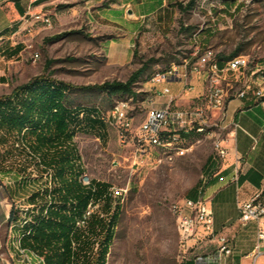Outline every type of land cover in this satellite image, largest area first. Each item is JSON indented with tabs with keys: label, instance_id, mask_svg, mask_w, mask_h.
I'll return each instance as SVG.
<instances>
[{
	"label": "rangeland",
	"instance_id": "374dc122",
	"mask_svg": "<svg viewBox=\"0 0 264 264\" xmlns=\"http://www.w3.org/2000/svg\"><path fill=\"white\" fill-rule=\"evenodd\" d=\"M19 1L24 15H19L11 0H0V45L12 35L13 28L20 26L8 42L24 48L8 63V59L0 56V98L43 78L68 87L70 106L94 108L100 111V117L103 113L109 120L115 104L125 101L132 128L124 140L120 138V130L111 125L98 136L88 129L81 130L74 139L85 173L82 183L95 180L114 190L124 188L118 191L122 194L118 200L120 215L106 264H181L182 235L171 208L179 200L197 195L195 191L202 177L209 173V157L214 155L218 130L212 137L188 136L185 141H192L191 144L205 139L185 154H175L173 145L165 146L166 155H162L160 165L136 168L137 129L149 109L163 107L167 101L155 94L156 88L149 82L183 60H196L197 52L205 48H212L221 60L239 50L238 55L247 57L253 70L248 78L264 79V0H163V6L160 0H42L35 4ZM143 11L146 15L137 22L139 32L132 36L129 55L114 62L109 60L108 43L123 44L128 39L125 34L135 27V16ZM6 27L12 32L5 33ZM184 28L192 30L187 33L182 31ZM150 60L154 62L149 63L145 74L134 84L137 100L108 99L98 90H83L105 82L124 83L142 63ZM169 87L175 90L180 86L171 83ZM189 97L177 98L174 107L187 106L192 98ZM15 143L0 147V157L4 154L7 166L29 156L16 148ZM28 169L23 177L42 175L34 165ZM14 180L2 177L0 181V187L14 200L8 203L13 204L22 198ZM38 187L31 181L23 205H38L36 201L27 202ZM13 225L1 214L0 247L2 244L6 256L11 249L8 235L16 233ZM215 248V244L204 240L190 252L205 254Z\"/></svg>",
	"mask_w": 264,
	"mask_h": 264
},
{
	"label": "trees",
	"instance_id": "16d2710c",
	"mask_svg": "<svg viewBox=\"0 0 264 264\" xmlns=\"http://www.w3.org/2000/svg\"><path fill=\"white\" fill-rule=\"evenodd\" d=\"M11 1L19 15H23L25 11L20 1ZM162 1H159L160 5ZM177 7L183 12L186 9L181 4H177ZM191 30L192 28H184L182 31L188 33ZM21 50L22 45H17L8 55L12 57ZM238 52L236 50L222 60L236 57ZM152 62L154 61L142 63L124 83L105 82L85 87L83 90H98L108 99L137 100L134 84L145 74ZM158 75L160 74L155 76ZM68 91V87L61 83L37 78L16 89L10 96L0 98V147L13 145L21 140L32 154V158L23 156L22 160L12 166H7V159L1 154L0 173L4 175L3 178H14L16 187L23 193L29 192L31 181L36 185H43L27 198V202H38L37 211L32 213V221L24 223L22 228L15 227V231L20 230L22 247L42 256L46 264H68L75 238L77 249L90 253L82 264H106L119 220L120 204L112 200L110 185L95 180H90L88 186L82 183L81 177L85 173L74 142L81 130L88 129L96 132L98 136L106 125L100 119V111L70 106ZM31 165L42 175L46 169L52 171L50 186L47 180L42 182L41 176L23 177ZM206 176L210 177L209 173ZM211 181L212 179L208 186ZM195 197L194 194L189 196L192 199ZM93 200L102 203L103 217L93 214L84 231L76 223L86 214ZM9 220L10 223L16 221L13 209L10 211ZM96 245L97 252H94ZM183 263L193 264L191 260Z\"/></svg>",
	"mask_w": 264,
	"mask_h": 264
},
{
	"label": "built area",
	"instance_id": "2783aa9c",
	"mask_svg": "<svg viewBox=\"0 0 264 264\" xmlns=\"http://www.w3.org/2000/svg\"><path fill=\"white\" fill-rule=\"evenodd\" d=\"M41 0H29L31 4ZM262 66V65H261ZM157 67V66H156ZM264 70V66H262ZM253 71L250 63H241V55L221 60L218 55L213 54L212 48H205L197 52L196 60H190L181 67H171V71L163 76L155 78L149 83L154 86L155 94L166 97L167 101L163 107L148 110L144 121L139 125L135 134V162L136 168L160 165L165 154V145L175 146V154L189 152L193 145L202 142L179 141V133H190L201 126H214L218 130L217 147L214 151L216 160L223 161L228 155V149L224 144L225 137H234L235 132L240 129L237 122L228 121L227 108L231 101L243 99L249 93L260 100L264 105V90L258 88V84L247 83V76ZM264 78V77H262ZM195 81H201V90H197ZM178 82L180 89L178 94L173 95L169 84ZM195 94L185 107L175 108L174 104L179 97H189ZM109 118L102 113L100 119L105 125L115 126L120 130V138L124 140L126 133L132 128V121L127 115V105L124 111L111 114ZM255 142V139L253 140ZM175 156H167L172 158ZM42 179L46 176L40 175ZM211 176H203L196 190V197L184 198L175 204L174 214L182 231V250L179 255L181 263L192 261L193 264H232L234 249L227 236L216 235L214 232V217L211 207V199L207 195L208 182ZM40 187V185H39ZM118 191H124L123 187H115L112 195L114 203L118 201ZM128 195V194H126ZM102 203L93 200L90 204V212L83 219V227L86 222ZM14 210L16 219H23V197L10 203L6 212L9 219L10 211ZM239 222L246 226L249 223L256 224L257 242L253 256V264L264 249V197L258 192L246 201L237 202ZM204 240L215 244L216 248L205 254H192L190 250ZM73 240V246L75 243ZM0 247V264H5V256ZM8 257V256H6ZM74 258H72L73 260ZM71 261L68 262L70 264ZM12 264H20L13 263Z\"/></svg>",
	"mask_w": 264,
	"mask_h": 264
},
{
	"label": "crops",
	"instance_id": "0c3cea01",
	"mask_svg": "<svg viewBox=\"0 0 264 264\" xmlns=\"http://www.w3.org/2000/svg\"><path fill=\"white\" fill-rule=\"evenodd\" d=\"M160 6H163V4ZM145 15L146 12L143 11L142 14L138 13L135 16V20H133L136 21L135 27L131 32L125 34L128 39H125L126 41L123 44H120L119 41L108 43L109 54L107 57L109 60L114 62L115 60H121L125 55H129L132 36L137 31L139 32L137 22ZM19 28L20 26L14 30L12 35L5 37L4 44L0 45V56H2V59H8L7 63L10 62V59L17 58L24 49L22 47V50L12 57L8 55V53L15 50L17 45H21H13L8 42L18 33ZM9 29V27H6L3 28V31L9 34L11 32ZM120 46L123 48L121 49ZM174 83L180 86L178 82ZM252 83L259 84L260 80L252 81ZM195 86L197 90H201V81H195ZM180 87L171 90L173 95L178 94ZM190 97H195V94H191ZM227 113L228 121L230 123L237 122L240 129L235 132L234 137H225L224 144L228 149V155L223 161L216 160L214 155L209 157L208 167L212 181L206 193L211 199L214 232L216 235L227 236L234 249V257L231 263L253 264L257 242V227L254 223H249L246 226L240 224L237 202L246 201L258 192L262 193V197H264V105L251 92L241 100L231 101ZM201 143H196V145ZM28 170L30 171L31 168ZM3 176L0 173V181ZM19 195L24 197L25 193L19 192ZM9 201H14L12 195L0 187V216L3 213L6 214L10 204ZM9 246L12 248L10 242ZM8 251L9 256L5 258V264H11L12 260L13 263H16V255L13 253V249ZM1 252L6 255L3 250ZM10 258L12 259L10 260ZM255 264H264V249H261V254L256 259Z\"/></svg>",
	"mask_w": 264,
	"mask_h": 264
},
{
	"label": "bare ground",
	"instance_id": "6f19581e",
	"mask_svg": "<svg viewBox=\"0 0 264 264\" xmlns=\"http://www.w3.org/2000/svg\"><path fill=\"white\" fill-rule=\"evenodd\" d=\"M44 19H46V18H44ZM40 22H41V20H40ZM213 54L217 55V53L214 50H213ZM189 61H190V59L189 60H183L180 63V65L173 66V67H181V66H183V64H186ZM241 63H249L248 58L245 56H241ZM169 71H171V68L166 70L162 75L153 76L150 81H155V78H157L159 76H163L166 73H168ZM247 83H252L251 79H249L248 76H247ZM258 88L264 90V79L260 80V83L258 84ZM124 105H127V103L125 101L117 102L115 104V106L112 108V114H117L118 112L124 111ZM215 131L216 130H215L214 126H201L199 129H194L190 133H179V141H185L186 138L188 136H191L192 134L209 135L212 137V136H215L217 134ZM217 141H218V139H216L213 143L214 151L216 150V147H217ZM165 146L168 147V146H172V145H165ZM15 147L22 150L25 154L26 153L29 154V156H31V158H32V154L30 153L29 148L27 147V145L23 141L18 140L15 143ZM43 175L46 176L47 179H45V180H47V182L49 183V186H50V183L52 180V171L50 169H46ZM89 182H87V183L83 182V183H84V185L88 186ZM109 193L112 196L113 193H115L114 188L111 187L109 189ZM119 196H122L121 192L120 193L118 192V200L121 199V198H119ZM97 203H99V202H97ZM90 204H89V208H88V211L86 212V214L83 216V218L78 220L76 223L77 227H79L80 229H82V227H83V219H86V217H88V215H89ZM175 204H178V202ZM175 204H173V206L171 208L174 216H175V214H174L173 209H175ZM35 207H36L35 204L27 205V206L23 205V211H24L23 219H20V221H19V219H16V221L13 222V223H15V225H13V227L18 226L19 228H22L24 223L31 222L32 221V213L34 212ZM94 214H97V215H100L101 217H103V214L101 212V207H97V210ZM88 221H89V219L86 222V228L83 229L84 231L87 229ZM177 224H178L179 232L182 235L181 227L179 226L178 221H177ZM19 231H16V233H10L8 235V240H9L10 245L12 247L11 249H13V253L16 255V259H15L16 263H20V264H46V262H45L44 258H42V256H40L39 254H37L36 252H34L32 250L24 249L21 247V234L19 233ZM72 246H73V241H72ZM76 246H77V244L75 242L73 249L71 251L72 256L70 259V261H71L70 264H82L83 260H85V258H88L90 255V253L85 252V251L80 252ZM94 252H97V245L94 249ZM72 258H74V259L72 260ZM11 264H12V262H11Z\"/></svg>",
	"mask_w": 264,
	"mask_h": 264
},
{
	"label": "water",
	"instance_id": "95a60500",
	"mask_svg": "<svg viewBox=\"0 0 264 264\" xmlns=\"http://www.w3.org/2000/svg\"><path fill=\"white\" fill-rule=\"evenodd\" d=\"M131 13H132V12L129 10V11H128V14H131Z\"/></svg>",
	"mask_w": 264,
	"mask_h": 264
}]
</instances>
